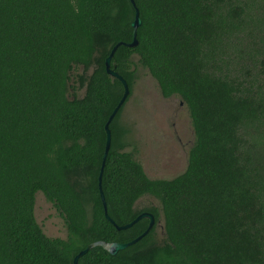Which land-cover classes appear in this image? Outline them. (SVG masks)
<instances>
[{
    "label": "trees",
    "instance_id": "16d2710c",
    "mask_svg": "<svg viewBox=\"0 0 264 264\" xmlns=\"http://www.w3.org/2000/svg\"><path fill=\"white\" fill-rule=\"evenodd\" d=\"M0 0V264H264V0ZM127 82L129 94L105 123ZM136 58V60H135ZM147 69L186 104L194 131L185 170L150 178L120 116ZM42 192L66 237L34 214ZM149 195L161 204L135 209Z\"/></svg>",
    "mask_w": 264,
    "mask_h": 264
},
{
    "label": "rangeland",
    "instance_id": "374dc122",
    "mask_svg": "<svg viewBox=\"0 0 264 264\" xmlns=\"http://www.w3.org/2000/svg\"><path fill=\"white\" fill-rule=\"evenodd\" d=\"M136 74L120 122L128 127L129 137L137 146L136 158L147 176L153 179L173 178L185 170L194 142L188 108L177 95L163 97L156 80L139 64L136 65ZM262 153L264 155V143ZM150 206L156 208L159 215L156 233L159 237H164L160 202L145 195L134 204L135 209ZM34 214L47 236L66 237L62 216L42 192L36 193Z\"/></svg>",
    "mask_w": 264,
    "mask_h": 264
},
{
    "label": "water",
    "instance_id": "95a60500",
    "mask_svg": "<svg viewBox=\"0 0 264 264\" xmlns=\"http://www.w3.org/2000/svg\"><path fill=\"white\" fill-rule=\"evenodd\" d=\"M131 1H132V3H134L133 0H131ZM131 24H132V27L134 28L133 38H132L131 42H129V43H124V42H118V43H116L112 47L109 55L107 56V58L105 60V66H106L107 73L110 76L115 77L116 79H118L119 81H121L122 84H123V86H124V92H123V95H122L121 99L119 100L118 104L114 107V109L110 113V115H109V117H108V119H107V121L105 123L106 143H105V149H104V153H103V157H102V163H101V168H100V173H99V188H100V195H101V199H102V203H103V207H104L105 217L111 223H113L117 227V229L128 228L133 223H135L136 221H138L141 218H148L149 219V227H151L155 223L154 216L150 212H148V211H143V212L139 213L135 217V219H133L129 223H126V224H123V225H117V224H115V222L110 218V216L107 213L106 202H105L104 195H103V192H102V189H101V175H102V171H103V167H104V162H105V158H106V155H107V151H108L109 146H110V129H109V123L112 121V119L115 116L116 112L121 107V105L124 103L125 99L127 98L128 94L130 92L126 80L119 73H117L116 71H114V70H112L110 68V59H111L114 51L117 49V47L119 45L122 44V45H127V46H134V45L137 44L136 31H137V28L141 24V20H140V17H139V12H138L137 9L135 11L134 20L132 21ZM145 232H143L141 235H139L138 237H136V238H134V239H132V240H130L128 242H113V241L112 242H107V241H104V240H96V241H93V242L89 243L84 249L80 250L74 256V258H73V264H77L78 258L81 255L85 254L89 249H91V248H93L95 246H101L103 249L107 250L110 254H115L117 251L125 248L126 246H128V245L134 243L135 241H137L138 239H140L145 234Z\"/></svg>",
    "mask_w": 264,
    "mask_h": 264
}]
</instances>
